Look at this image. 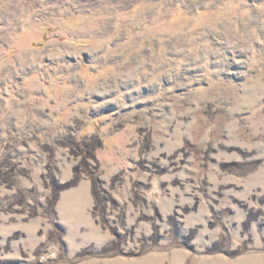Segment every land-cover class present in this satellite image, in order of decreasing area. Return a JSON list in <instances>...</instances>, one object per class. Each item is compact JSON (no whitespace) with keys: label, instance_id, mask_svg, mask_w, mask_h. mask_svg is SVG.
Listing matches in <instances>:
<instances>
[{"label":"rangeland","instance_id":"rangeland-1","mask_svg":"<svg viewBox=\"0 0 264 264\" xmlns=\"http://www.w3.org/2000/svg\"><path fill=\"white\" fill-rule=\"evenodd\" d=\"M0 264H264V0H0Z\"/></svg>","mask_w":264,"mask_h":264}]
</instances>
